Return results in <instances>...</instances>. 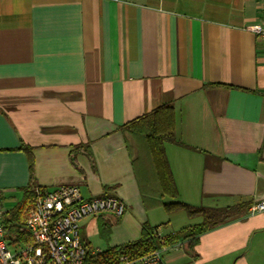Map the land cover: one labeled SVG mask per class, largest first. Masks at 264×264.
Segmentation results:
<instances>
[{
  "label": "crops",
  "instance_id": "crops-1",
  "mask_svg": "<svg viewBox=\"0 0 264 264\" xmlns=\"http://www.w3.org/2000/svg\"><path fill=\"white\" fill-rule=\"evenodd\" d=\"M260 13L257 0H0L6 209L32 156L38 186L125 202L122 216L84 218L111 221L123 235L113 246L139 239L145 222L159 235L200 224L157 204L171 199L157 196L149 155L122 130L171 104L176 142L164 146L179 199L240 213L163 246L166 264H264V210L251 211L264 199V56L248 28Z\"/></svg>",
  "mask_w": 264,
  "mask_h": 264
},
{
  "label": "trees",
  "instance_id": "trees-1",
  "mask_svg": "<svg viewBox=\"0 0 264 264\" xmlns=\"http://www.w3.org/2000/svg\"><path fill=\"white\" fill-rule=\"evenodd\" d=\"M174 110L175 108L171 104L161 105L152 112L129 121V123L127 122L122 130L132 137L139 152L144 151L149 155V179L155 186L157 196L159 198L167 196L171 199V201L159 200L157 204L163 206L167 212L184 210L191 218L201 216L202 222L166 235L158 234L159 225L155 226L145 222L142 225L139 239L130 240L120 245L108 246L97 253H93L92 249L87 246L89 248L86 257L87 264H117L122 255L128 257L141 256L179 240H189L194 243L200 233L229 222L239 215L240 212H237V207L212 208L197 206L179 199V192L164 146L167 141L176 142V113ZM29 167V184L23 189L22 197L5 213L6 236L13 244L30 240V233L25 227L26 216L28 209L34 204L37 195L36 189L44 188L36 183L32 156L29 157ZM112 226L111 221L102 222V234L107 237V240H109Z\"/></svg>",
  "mask_w": 264,
  "mask_h": 264
},
{
  "label": "built area",
  "instance_id": "built-area-1",
  "mask_svg": "<svg viewBox=\"0 0 264 264\" xmlns=\"http://www.w3.org/2000/svg\"><path fill=\"white\" fill-rule=\"evenodd\" d=\"M259 1L260 19L250 28L261 43L264 56V0ZM33 206L28 209L25 227L30 240L13 244L6 236L4 190L0 187V264H87L89 248L80 235L81 221L90 216L112 213L122 216L125 202L117 195L84 197L77 184H61L55 188H37ZM264 210V199L251 207ZM93 249V253L100 252ZM117 264H166L162 249L128 257L122 255Z\"/></svg>",
  "mask_w": 264,
  "mask_h": 264
},
{
  "label": "rangeland",
  "instance_id": "rangeland-1",
  "mask_svg": "<svg viewBox=\"0 0 264 264\" xmlns=\"http://www.w3.org/2000/svg\"><path fill=\"white\" fill-rule=\"evenodd\" d=\"M16 196L20 197V194L18 193ZM17 199L15 197L7 198L6 204L7 206L11 207L15 204ZM106 216L113 217L112 213H106ZM90 219V218H87ZM83 219L80 223V235L82 239L84 240V243L91 249H105L108 246H113V242L121 241L123 238L122 233H113L111 230V234L109 237V240H107V237H105L102 234V229L100 231L97 230L96 223L99 221L100 223L103 222V219L101 217L97 218L93 225L89 226L88 220ZM104 223V222H103ZM102 225V224H101ZM127 242V241H126ZM125 243V242H123ZM122 244V243H120ZM115 246V245H114Z\"/></svg>",
  "mask_w": 264,
  "mask_h": 264
}]
</instances>
